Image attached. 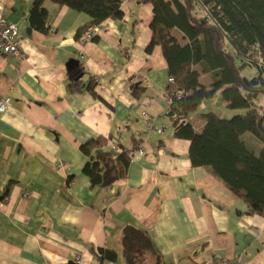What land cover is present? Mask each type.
<instances>
[{
	"label": "crops",
	"instance_id": "0c3cea01",
	"mask_svg": "<svg viewBox=\"0 0 264 264\" xmlns=\"http://www.w3.org/2000/svg\"><path fill=\"white\" fill-rule=\"evenodd\" d=\"M0 1L18 25L23 53L0 54V96L12 98L0 113V264L77 257V264H102L100 248L118 252L103 264H127L128 226L143 229L154 245L138 249L134 264H215L238 256V264H264V216L247 213L220 179L193 166L191 140L174 133L163 49L146 52L153 4L122 0L121 18L78 36L90 20L84 12L45 0L48 29L41 31L30 21L36 0ZM173 35L187 42L179 29ZM200 67V83L212 85ZM134 84L143 89L139 96ZM209 108L229 115L224 106ZM204 115L185 121L202 132ZM101 136L113 151L135 148L126 177L106 188L93 187L83 171L82 145ZM244 138L256 153L264 146L251 133Z\"/></svg>",
	"mask_w": 264,
	"mask_h": 264
},
{
	"label": "trees",
	"instance_id": "16d2710c",
	"mask_svg": "<svg viewBox=\"0 0 264 264\" xmlns=\"http://www.w3.org/2000/svg\"><path fill=\"white\" fill-rule=\"evenodd\" d=\"M44 1L36 0L30 13L32 26L41 31L48 29ZM53 1L90 16L88 23L79 28L78 36L101 28L110 18H121L123 13L122 0ZM137 1L153 4V35L146 52L151 53L157 45L163 49L168 74L174 79L167 90V98H172L167 114L174 120L175 135L191 140L193 166H204L220 179L245 203L247 213L264 216V146L256 153L244 138L251 133L264 144V105L255 104V99L264 95V0ZM175 28L183 33L186 43L173 35ZM195 65L211 73L210 87L200 83ZM247 66L257 73L243 74ZM253 77L258 84H252ZM180 90L184 94L178 97ZM132 92L139 96L143 89L134 84ZM218 92L228 108L244 112L229 119L208 112L203 131L197 132L185 119ZM82 150L88 156L83 171L92 186L106 188L126 177L135 148L132 152L126 147L113 151L108 139L101 136L85 142ZM98 150L102 155L95 156L93 152ZM123 242L127 264H134L138 249L154 248L147 233L134 226L125 228ZM97 252L102 264L118 257L112 249L100 248Z\"/></svg>",
	"mask_w": 264,
	"mask_h": 264
},
{
	"label": "built area",
	"instance_id": "2783aa9c",
	"mask_svg": "<svg viewBox=\"0 0 264 264\" xmlns=\"http://www.w3.org/2000/svg\"><path fill=\"white\" fill-rule=\"evenodd\" d=\"M100 28L96 27L92 31L88 33V36H91L93 33L98 31ZM21 33L18 28V25L13 21H10L5 14V9L3 3L0 1V54H12L16 57H22V49H21ZM170 82H173V78H169ZM178 97H181L184 94L183 90L178 91ZM172 102V98L168 99L167 104V112L170 109V103ZM11 103L10 96H0V111L6 112L8 106ZM117 146H115V149ZM143 151L141 150V153ZM239 256L236 258H223L218 260L215 264H238ZM79 261V260H78ZM202 264H209L204 262Z\"/></svg>",
	"mask_w": 264,
	"mask_h": 264
},
{
	"label": "rangeland",
	"instance_id": "374dc122",
	"mask_svg": "<svg viewBox=\"0 0 264 264\" xmlns=\"http://www.w3.org/2000/svg\"><path fill=\"white\" fill-rule=\"evenodd\" d=\"M197 66V65H196ZM200 66V65H199ZM201 68V67H200ZM256 72V69L255 68H253V67H251V66H247L246 67V69L243 71V74H246V75H249L250 73L251 74H253V73H255ZM211 86V85H210ZM210 86H207V87H210ZM167 104H168V102H167ZM167 104H166V107H167ZM209 104H211L212 105V107H215L216 109L217 108H220L221 106H224V108H226L225 110H228L229 112H231V113H229V112H226V113H224V114H229L228 116H224L223 118H227V119H229V118H231V117H233L234 115H236V114H239V113H243L244 112V110H235V109H230V108H228L227 107V105H226V103L223 101V99H222V96H221V93L220 92H218V93H216V95L213 97V98H211V99H207V100H205L203 103H202V105L196 110V111H193V112H191L190 113V116H192L193 114H207L208 112H210V108H209ZM255 104L257 105V106H262V105H264V95H259L256 99H255ZM11 105H12V98H11V103H10V105L8 106V110L10 109V107H11ZM7 110V111H8ZM6 111V112H7ZM0 113H5V112H1L0 111ZM218 114V113H217ZM218 115H220V114H218ZM204 117H205V115H204ZM203 118V117H202ZM80 257H77L76 259H75V262L76 263H79L80 262V259H79ZM79 260V261H78ZM202 264V263H201Z\"/></svg>",
	"mask_w": 264,
	"mask_h": 264
},
{
	"label": "water",
	"instance_id": "95a60500",
	"mask_svg": "<svg viewBox=\"0 0 264 264\" xmlns=\"http://www.w3.org/2000/svg\"><path fill=\"white\" fill-rule=\"evenodd\" d=\"M252 84H258V80L256 79V77H253L251 79ZM68 264H77L75 261H69Z\"/></svg>",
	"mask_w": 264,
	"mask_h": 264
}]
</instances>
